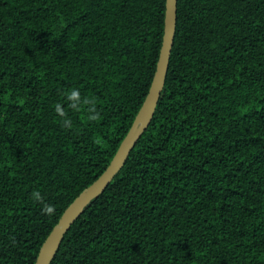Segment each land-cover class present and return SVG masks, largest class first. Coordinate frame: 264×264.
Returning a JSON list of instances; mask_svg holds the SVG:
<instances>
[{
  "label": "trees",
  "instance_id": "1",
  "mask_svg": "<svg viewBox=\"0 0 264 264\" xmlns=\"http://www.w3.org/2000/svg\"><path fill=\"white\" fill-rule=\"evenodd\" d=\"M165 14L166 0H0V264H35L109 165ZM50 264H264V0H178L154 117Z\"/></svg>",
  "mask_w": 264,
  "mask_h": 264
},
{
  "label": "water",
  "instance_id": "2",
  "mask_svg": "<svg viewBox=\"0 0 264 264\" xmlns=\"http://www.w3.org/2000/svg\"><path fill=\"white\" fill-rule=\"evenodd\" d=\"M178 0H166L165 28L156 71L147 93L128 133L103 173L84 189L64 210L58 222L44 240L35 264H50L65 234L91 201L101 195L125 165L138 139L150 125L166 83L177 24Z\"/></svg>",
  "mask_w": 264,
  "mask_h": 264
},
{
  "label": "clouds",
  "instance_id": "3",
  "mask_svg": "<svg viewBox=\"0 0 264 264\" xmlns=\"http://www.w3.org/2000/svg\"><path fill=\"white\" fill-rule=\"evenodd\" d=\"M77 94L78 93L76 91L72 92L73 96H76ZM65 123H70V122L69 121H65ZM35 195H36V198H38V199L40 198V194L38 192ZM44 210L50 213L52 211V207L50 205H45V209Z\"/></svg>",
  "mask_w": 264,
  "mask_h": 264
}]
</instances>
